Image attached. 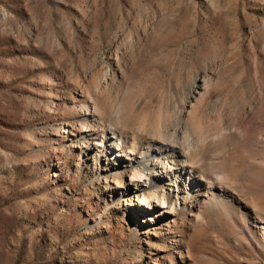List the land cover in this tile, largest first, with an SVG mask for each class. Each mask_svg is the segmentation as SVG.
I'll list each match as a JSON object with an SVG mask.
<instances>
[{
	"label": "rangeland",
	"instance_id": "rangeland-1",
	"mask_svg": "<svg viewBox=\"0 0 264 264\" xmlns=\"http://www.w3.org/2000/svg\"><path fill=\"white\" fill-rule=\"evenodd\" d=\"M0 264H264V0H0Z\"/></svg>",
	"mask_w": 264,
	"mask_h": 264
}]
</instances>
